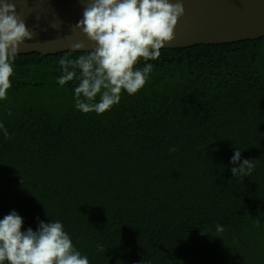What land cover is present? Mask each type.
<instances>
[{"label":"trees","instance_id":"1","mask_svg":"<svg viewBox=\"0 0 264 264\" xmlns=\"http://www.w3.org/2000/svg\"><path fill=\"white\" fill-rule=\"evenodd\" d=\"M88 52L16 56L0 219L61 222L89 264H264V38L141 58L144 88L103 114L76 108L79 69L58 82ZM238 149L250 176H233Z\"/></svg>","mask_w":264,"mask_h":264},{"label":"clouds","instance_id":"2","mask_svg":"<svg viewBox=\"0 0 264 264\" xmlns=\"http://www.w3.org/2000/svg\"><path fill=\"white\" fill-rule=\"evenodd\" d=\"M85 4L82 19L75 25L95 44L87 55L75 60L59 61L63 75L61 86L77 78L75 106L83 113L103 114L121 101L124 91L137 94L146 85L153 65L136 67L141 58L155 61L161 49L171 42L181 16L185 14L182 0H82ZM53 27H57L53 24ZM25 19L15 3L0 0V100L7 98L12 87L14 62L20 46L32 40ZM85 47L83 42L73 45ZM99 100L97 101V96ZM4 136L8 130L0 124ZM171 151H176L173 148ZM241 161L236 150L231 169L233 176H250L254 161ZM24 219L12 211L0 219V264H89L87 256L73 246L70 236L59 221H40L37 230H23ZM217 225V232H223ZM102 250V249H101Z\"/></svg>","mask_w":264,"mask_h":264},{"label":"water","instance_id":"3","mask_svg":"<svg viewBox=\"0 0 264 264\" xmlns=\"http://www.w3.org/2000/svg\"><path fill=\"white\" fill-rule=\"evenodd\" d=\"M25 19L34 38L20 46V54L43 56L91 51L95 44L75 25L83 16L82 0H9ZM173 3L176 0H172ZM174 39L162 49L216 45L264 38V0H182ZM56 24L57 27H53ZM83 42V49L73 47Z\"/></svg>","mask_w":264,"mask_h":264}]
</instances>
